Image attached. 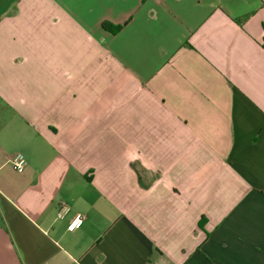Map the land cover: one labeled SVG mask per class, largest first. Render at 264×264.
I'll list each match as a JSON object with an SVG mask.
<instances>
[{
  "label": "crops",
  "instance_id": "1",
  "mask_svg": "<svg viewBox=\"0 0 264 264\" xmlns=\"http://www.w3.org/2000/svg\"><path fill=\"white\" fill-rule=\"evenodd\" d=\"M0 264H264V0H0Z\"/></svg>",
  "mask_w": 264,
  "mask_h": 264
},
{
  "label": "built area",
  "instance_id": "2",
  "mask_svg": "<svg viewBox=\"0 0 264 264\" xmlns=\"http://www.w3.org/2000/svg\"><path fill=\"white\" fill-rule=\"evenodd\" d=\"M9 162L12 168L18 173H22L26 167V161L23 155L21 154H16L12 156ZM69 211L70 209L67 205L61 204L57 211L56 217L58 219H63L69 213ZM83 218L84 217L81 214L74 215L73 218L70 220L69 224L67 225V230L69 232H73L74 230H76L80 226Z\"/></svg>",
  "mask_w": 264,
  "mask_h": 264
},
{
  "label": "trees",
  "instance_id": "3",
  "mask_svg": "<svg viewBox=\"0 0 264 264\" xmlns=\"http://www.w3.org/2000/svg\"><path fill=\"white\" fill-rule=\"evenodd\" d=\"M102 28H103L104 30L108 31V32L111 33V34H116V33L119 31L120 26H112V25H110V24H108V23H103V24H102ZM200 225H201V224H200Z\"/></svg>",
  "mask_w": 264,
  "mask_h": 264
}]
</instances>
